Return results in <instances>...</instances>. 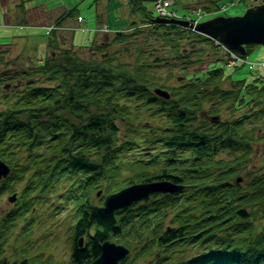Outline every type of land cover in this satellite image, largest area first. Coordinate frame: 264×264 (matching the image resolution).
I'll return each mask as SVG.
<instances>
[{"label":"trees","instance_id":"obj_1","mask_svg":"<svg viewBox=\"0 0 264 264\" xmlns=\"http://www.w3.org/2000/svg\"><path fill=\"white\" fill-rule=\"evenodd\" d=\"M145 1L128 0L139 18L129 24L133 32L113 28L114 19L104 26V40L95 37L90 47L66 42L44 59L29 57L31 64L14 74H0V159L11 169L0 179V201L16 194L0 214V264H63L26 249L20 258L5 255L7 235L30 230L32 216L47 204L53 216L69 214V264H90L106 240L130 249L119 264H264V151L261 165L248 167L254 144H264V125L249 126L253 119L264 123V76L232 80L227 65L247 63H225L203 34L156 22V6ZM212 6L218 0L204 10ZM76 14L69 7L59 13L47 38L67 21L82 20ZM139 35L146 45L123 57ZM157 39L183 64L178 75H157L170 66L150 51L157 47L148 41ZM185 40L199 51H186ZM212 50L217 57L204 70L189 71ZM174 77L178 82L170 83ZM242 111L249 113L236 116ZM134 149L145 151L130 154ZM226 150L237 153L224 158ZM153 181L181 189L125 209L104 207L106 194Z\"/></svg>","mask_w":264,"mask_h":264},{"label":"rangeland","instance_id":"obj_2","mask_svg":"<svg viewBox=\"0 0 264 264\" xmlns=\"http://www.w3.org/2000/svg\"><path fill=\"white\" fill-rule=\"evenodd\" d=\"M166 1L169 3L168 5L175 2L173 6H171L178 11L173 13L175 16L184 17V19L194 24L198 22H194L188 12H190L193 17L196 15V20L201 23L221 15L226 17L243 15L248 8L254 7V3L257 2V0H218V8L212 6L210 12H206L204 7L210 6L211 0ZM158 3L160 4L159 1ZM65 4H67L70 9L76 8L77 13L80 14L83 19L74 21L72 28L69 27L71 26L70 24H66V28H60L62 25L58 26V28L62 29L59 30L61 32L56 31L55 35H53L54 39H48V30H50L51 27L48 25V22L51 23L53 18L61 12V5ZM145 4L149 9L155 10V0H146ZM124 5L128 7L126 8ZM164 5H166L165 2ZM51 7L57 8L54 15H52L51 12L47 14L43 12V10H48ZM159 7L162 8L160 5ZM1 10L5 13L6 19L2 18L3 15L1 14ZM155 16H157V14H155ZM0 19L4 23L0 25V50H7L6 53H1L2 51H0V74L7 71L14 74L16 71L20 70V68L28 67L31 64L29 57L31 60L32 58L36 60L37 57L38 59H44L52 50L63 49V44L66 42L69 45L72 44L75 47H81L88 45L95 37H97L96 41L104 40L105 34H102L103 31L101 28L105 26L104 22L110 21L111 19L112 21L115 19V23L113 22L112 25L113 28H121L128 33L134 31L132 29L129 30V24H131L133 20L139 21L137 16L130 14L128 0H0ZM52 25L54 26V24ZM144 28L146 29L144 32L149 29V27ZM115 32L116 31L110 32L111 36ZM49 35L52 37V33ZM71 36H73V40ZM144 38L146 37L140 35L131 38L128 44V51L123 50V57L127 59L135 57L134 51L136 47L146 45ZM148 42L157 47L156 51L148 50L153 51L156 55L163 58H167L169 61V67L161 66L157 69V75L162 78L161 80L167 78L170 73L178 75L183 64L180 60L173 57L172 52L169 50V46L167 44L165 45L161 39ZM182 44L186 51H193V53H197L200 48L199 44H193L188 40H185ZM90 46L89 44L88 47ZM252 47V51L247 55L248 60L251 62L250 64L236 68L227 65L226 73L229 75L231 74L232 80L248 79L251 81L260 76V61H264V46L261 44H254ZM116 48L117 46H115L114 49ZM81 52L84 54V51L81 50ZM209 52L210 54L203 58V62L189 66V71L204 70L208 62L213 59V57H217L214 54L215 51L212 50ZM219 57L218 55V58ZM20 58L24 59L21 60ZM14 82H16V80ZM177 82L178 78L175 77L170 81V83L174 84ZM223 86L229 88L231 84L227 81ZM1 108H3V106L0 105V109ZM245 113L247 114L249 112L242 111L237 113L236 116H243ZM262 125H264V123L257 119H253L252 123L249 124V126H255L256 128L263 127ZM121 127L125 130L124 124L121 123ZM137 150L138 149H134L129 152L135 155L136 153H140ZM144 151L141 152L143 153ZM263 151V143L254 144V152L251 154L248 167L256 168L261 165ZM236 153L237 152L226 150L221 153V156L224 158H231ZM12 206L13 203L9 201V195L3 196V199L0 201V214L2 211ZM50 210L49 204L41 207L39 211L32 216L31 228L26 233H22V229L18 228L7 235L8 244L6 246V256L12 259L13 256L20 258L22 250L26 249L31 256L43 254V256H50L57 262L69 264L72 248L70 242L71 235L69 232V214H66L64 211L53 216ZM139 264H143V261H140Z\"/></svg>","mask_w":264,"mask_h":264},{"label":"water","instance_id":"obj_3","mask_svg":"<svg viewBox=\"0 0 264 264\" xmlns=\"http://www.w3.org/2000/svg\"><path fill=\"white\" fill-rule=\"evenodd\" d=\"M158 23H176L192 26L189 21L156 17ZM196 30L219 38L223 43L240 53H245L248 44L264 46V4L250 7L243 15L217 16L196 25ZM155 92L165 98L167 91L156 89ZM10 173V168L0 159V179ZM181 186L170 181H153L135 183L116 192L105 195L104 207L109 211L125 209L138 201H148L155 192L174 193L180 191ZM101 191L97 195H101ZM16 200V194L9 197ZM83 240H79V246ZM130 252V249L121 243L106 240L100 246V254L90 264H119Z\"/></svg>","mask_w":264,"mask_h":264},{"label":"built area","instance_id":"obj_4","mask_svg":"<svg viewBox=\"0 0 264 264\" xmlns=\"http://www.w3.org/2000/svg\"><path fill=\"white\" fill-rule=\"evenodd\" d=\"M158 1L160 2V4L158 3ZM157 2H156V8H157V10H158V13L159 14H161V15H166V14H168V9H167V7L169 6L168 4L169 3H167V1L166 0H158ZM163 1V2H162ZM164 2L166 3V5H168V6H166V5H164ZM159 5L162 7V8H160L159 7ZM218 43V45L223 49V52L227 55V57H228V59H229V61H230V63L231 64H235V63H238V62H244L245 60L242 58V57H240L239 55H237L236 53H234V52H232L231 50H229L225 45H223L222 43H220V42H217Z\"/></svg>","mask_w":264,"mask_h":264},{"label":"crops","instance_id":"obj_5","mask_svg":"<svg viewBox=\"0 0 264 264\" xmlns=\"http://www.w3.org/2000/svg\"><path fill=\"white\" fill-rule=\"evenodd\" d=\"M110 1H112V0H110ZM126 8L128 7L127 5H124ZM41 8V7H40ZM56 7H51L50 9H55ZM65 8H66V10H68V5L67 4H65V5H61V12L60 13H62L63 11H65ZM43 12H46V14L48 13V12H50L49 11V9L48 10H43ZM52 13V12H51ZM1 14L3 15V19H6L5 17V13L1 10ZM55 13H52V15H54ZM57 16V15H56ZM55 16V17H56ZM76 16L79 18V17H81L82 19H83V17L80 15V14H76ZM48 17V16H47ZM55 17L53 18V20H55ZM53 20L51 21V22H53ZM74 21H77V19L76 18H74L73 20H69V21H67L65 24H70L71 25V27H73V22ZM112 19L110 20V21H106V22H104V24H107V25H109V24H111L112 25ZM2 24H4L3 22L2 23H0V25H2ZM48 24H50L49 22H48ZM70 27V26H69ZM81 28V27H80ZM70 32V31H69ZM71 34V33H70ZM74 36V35H73ZM73 36H71L72 38H73ZM73 40V39H72ZM259 73H260V75H263L264 76V66L263 67H260V69H259Z\"/></svg>","mask_w":264,"mask_h":264},{"label":"flooded vegetation","instance_id":"obj_6","mask_svg":"<svg viewBox=\"0 0 264 264\" xmlns=\"http://www.w3.org/2000/svg\"><path fill=\"white\" fill-rule=\"evenodd\" d=\"M259 1V2H258ZM258 2V3H257ZM257 2L254 3L255 6L264 4V0H257ZM257 3V4H256Z\"/></svg>","mask_w":264,"mask_h":264}]
</instances>
